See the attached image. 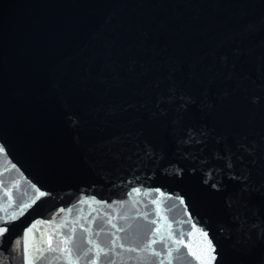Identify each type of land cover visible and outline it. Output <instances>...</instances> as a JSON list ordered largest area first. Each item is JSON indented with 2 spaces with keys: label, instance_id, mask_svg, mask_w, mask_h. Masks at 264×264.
I'll return each instance as SVG.
<instances>
[{
  "label": "water",
  "instance_id": "water-1",
  "mask_svg": "<svg viewBox=\"0 0 264 264\" xmlns=\"http://www.w3.org/2000/svg\"><path fill=\"white\" fill-rule=\"evenodd\" d=\"M0 149V264H264V0H0Z\"/></svg>",
  "mask_w": 264,
  "mask_h": 264
},
{
  "label": "snow or ice",
  "instance_id": "snow-or-ice-1",
  "mask_svg": "<svg viewBox=\"0 0 264 264\" xmlns=\"http://www.w3.org/2000/svg\"><path fill=\"white\" fill-rule=\"evenodd\" d=\"M175 99H176V97H174V95H172V94H170L167 97H161L158 101V106H159V104H163V103H174ZM179 99L181 100V104H180L181 108H185L187 106L189 100H190V98H185V97H181ZM161 114H163V109H161ZM205 140H206V136H205V133L203 131L198 133L194 129H186V130H184V133L182 136H177V147L180 150L181 154L184 155V158H186V159L192 158L190 153L184 152L183 150L185 148H192L195 146H199L202 143H204ZM0 151H2V149H0ZM223 158L225 159L226 168H228L229 170L233 169L234 165H233L232 160H231L230 149H226ZM229 178L236 180L237 182H240L242 184V187L247 184V178L243 175H235V174L230 173ZM208 182H211V186L214 190H217V191L221 190V183L219 180V174L214 169L207 170V172L205 174V183H208ZM39 195L43 196L44 193L41 192V193H39ZM135 195H137V196L141 195L139 189L136 190ZM161 195H163V194H161ZM152 203L158 204V202L155 199L152 200ZM228 203H229L230 207L233 206L231 204V201H229ZM161 219H164V218L161 217ZM78 222L79 221H77V223ZM107 222L109 224H111L112 228H116V230L118 232L121 231V229L117 228V226L115 224H112L111 219H109ZM151 223L156 224L157 221L151 220ZM60 227L63 228V227H65V225H61ZM193 229L195 230V225H193ZM5 231H7L6 228H0V236H2ZM31 231H32V229H29V232H31ZM72 231L75 232V229L73 228ZM85 231H88V229H85ZM160 231H161L160 228L156 229V232L159 233ZM198 231H199V234L203 237L204 241L207 242V251H208L210 258H202L200 256H197L196 258H197V260L200 261V264H214V261L216 259L215 247L213 246L212 241L209 240L207 231H204V230H198ZM60 235L63 236V233H60ZM165 237L168 240H171L172 243H174L176 245L184 244L183 237H181L179 239L173 238V231H172V225L171 224L167 225L166 232L159 237V240L162 241L165 239ZM48 239H49L48 248L47 249L39 248V247L36 248L35 251H36L37 255L34 257L29 255L27 258V264H35V262H38L39 260L43 259L45 252L55 253L57 251H59L63 256H65L68 259L69 264H73V261L71 260V249L63 248V249L58 250L57 248H54L51 244L52 237L49 236ZM117 239H119V238H117ZM71 240H72V237L69 235L66 239H63L61 242L64 244H70ZM157 242H158L157 239H152V240L148 241L144 247V250L151 252V254L153 256H158L159 253L156 252L152 248V245L156 244ZM88 243L92 244V248L88 249V251L85 252V256H87L89 253L94 252V259L92 261H90V264H99L100 258L102 256L107 257L109 254V251L114 252L116 247H121V248L123 247V245H118L116 243V240L111 241L112 248L110 250H106L105 248L100 247L99 245L93 244L91 239H89ZM184 246L188 247L187 244H184ZM135 250H136L135 248H129L128 249V251H135ZM25 251L27 252V246H25ZM176 251L177 252L180 251L179 247L176 248ZM192 254L194 256L196 255L195 253H192ZM169 255H171V253H169ZM113 264H114V262H113Z\"/></svg>",
  "mask_w": 264,
  "mask_h": 264
}]
</instances>
